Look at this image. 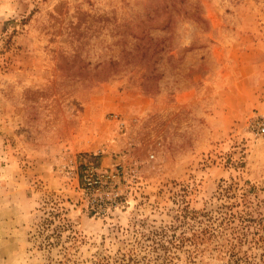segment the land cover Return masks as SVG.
I'll return each instance as SVG.
<instances>
[{
	"label": "rangeland",
	"instance_id": "374dc122",
	"mask_svg": "<svg viewBox=\"0 0 264 264\" xmlns=\"http://www.w3.org/2000/svg\"><path fill=\"white\" fill-rule=\"evenodd\" d=\"M261 124L264 0H0V264H234L243 194L264 264Z\"/></svg>",
	"mask_w": 264,
	"mask_h": 264
},
{
	"label": "trees",
	"instance_id": "16d2710c",
	"mask_svg": "<svg viewBox=\"0 0 264 264\" xmlns=\"http://www.w3.org/2000/svg\"><path fill=\"white\" fill-rule=\"evenodd\" d=\"M242 200L243 202H237L229 208V211L224 218L221 232V250L230 254L234 264H240L242 261L247 264L250 261V257L242 252V247L252 241H249V237L252 234L251 229L253 224L247 217H245V214L246 216H250L253 209L249 200V195L243 194ZM100 264L114 263L107 261L106 263L101 262ZM119 264L130 263L126 262L125 259H122Z\"/></svg>",
	"mask_w": 264,
	"mask_h": 264
},
{
	"label": "built area",
	"instance_id": "2783aa9c",
	"mask_svg": "<svg viewBox=\"0 0 264 264\" xmlns=\"http://www.w3.org/2000/svg\"><path fill=\"white\" fill-rule=\"evenodd\" d=\"M259 131L264 134L263 124L259 125ZM84 173V185L92 196L101 194L106 188L108 181L117 177V175H109L102 172L93 158H86ZM97 205L100 206L101 202H97Z\"/></svg>",
	"mask_w": 264,
	"mask_h": 264
},
{
	"label": "crops",
	"instance_id": "0c3cea01",
	"mask_svg": "<svg viewBox=\"0 0 264 264\" xmlns=\"http://www.w3.org/2000/svg\"><path fill=\"white\" fill-rule=\"evenodd\" d=\"M191 95H193L191 92L183 93L181 96L177 97L175 103H173V107L177 108L181 104L187 106L189 102L188 101L186 102L185 99H187L188 97H192ZM180 99L184 100V102H181Z\"/></svg>",
	"mask_w": 264,
	"mask_h": 264
}]
</instances>
